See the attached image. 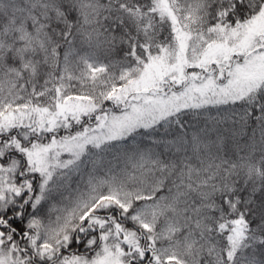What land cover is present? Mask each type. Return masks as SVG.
Instances as JSON below:
<instances>
[{"label": "snow or ice", "instance_id": "6c2138e0", "mask_svg": "<svg viewBox=\"0 0 264 264\" xmlns=\"http://www.w3.org/2000/svg\"><path fill=\"white\" fill-rule=\"evenodd\" d=\"M0 264H264V0H0Z\"/></svg>", "mask_w": 264, "mask_h": 264}]
</instances>
